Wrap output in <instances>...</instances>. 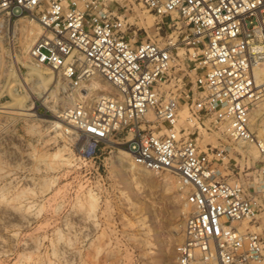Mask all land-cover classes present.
Instances as JSON below:
<instances>
[{"label": "built area", "instance_id": "obj_1", "mask_svg": "<svg viewBox=\"0 0 264 264\" xmlns=\"http://www.w3.org/2000/svg\"><path fill=\"white\" fill-rule=\"evenodd\" d=\"M138 1L176 37H129L109 0H0V13L41 25L30 57L65 79L74 102L60 117L87 150L121 146L138 167L177 176L188 207L177 264H264V120H253L264 115V0ZM99 77L108 94L91 103L94 85L82 86ZM211 132L237 146L203 143ZM246 145L261 163L248 182L228 166Z\"/></svg>", "mask_w": 264, "mask_h": 264}, {"label": "rangeland", "instance_id": "obj_2", "mask_svg": "<svg viewBox=\"0 0 264 264\" xmlns=\"http://www.w3.org/2000/svg\"><path fill=\"white\" fill-rule=\"evenodd\" d=\"M109 3L124 8L131 38L161 43L178 34L138 0ZM42 34L37 20L0 13V109L9 107L0 110V264H177L186 191L174 173L135 165L124 147L89 151L74 127L56 126L53 116L74 99L62 76L30 57ZM94 82L102 86L89 93L91 103L109 90L102 78ZM253 120L259 126L264 115ZM201 140L237 146L217 132ZM238 148L246 160L228 166L244 167L248 182L246 173L261 164L258 151Z\"/></svg>", "mask_w": 264, "mask_h": 264}, {"label": "bare ground", "instance_id": "obj_3", "mask_svg": "<svg viewBox=\"0 0 264 264\" xmlns=\"http://www.w3.org/2000/svg\"><path fill=\"white\" fill-rule=\"evenodd\" d=\"M38 73H40L41 71L39 70V69H35ZM53 73L55 72V71H52ZM51 73V72H50ZM41 75V74H40ZM43 77V76H42ZM48 78V80H46V78L45 77H43V79H41V80H43L42 82H41V84L39 85V87H40V89H39V87H38V90H41V89H46V87L48 86V83L49 82H51L52 80H53V74H51L49 77H47ZM91 84L92 85H94L93 87H92V91H93V89H94V87H100V86H102L101 84H99L98 82H94V81H92V82H90V83H83V86H82V89H85L86 87L87 88H89L90 86H91ZM107 89V88H106ZM78 93H79V96H81V97H84L85 96V92H84V90L83 91H78ZM108 93H103V94H100L99 96H101V95H107ZM19 104H20V99H19ZM3 108H9V107H2L0 110L2 111V109ZM4 110V109H3ZM25 110H29V109H25ZM261 111H262V106H259L256 110H255V114L256 115H261ZM3 112V111H2ZM53 116V115H52ZM54 117V123L56 124V126L57 127H60V126H62V124H63V122L66 124V125H68V126H72V124L71 123H69V122H66V121H64L61 117H60V114H57V115H55V116H53ZM73 127V126H72ZM241 148V147H240ZM242 150V149H241ZM125 155H127V156H131L132 157V154H131V151L129 150V149H122L121 150ZM244 151V150H243ZM88 152V151H87ZM259 155V154H258ZM134 167V166H133Z\"/></svg>", "mask_w": 264, "mask_h": 264}]
</instances>
